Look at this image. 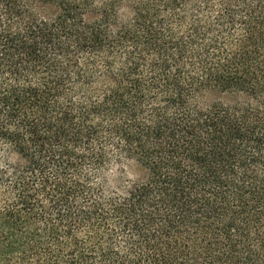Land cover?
I'll return each mask as SVG.
<instances>
[{
    "label": "trees",
    "instance_id": "trees-1",
    "mask_svg": "<svg viewBox=\"0 0 264 264\" xmlns=\"http://www.w3.org/2000/svg\"><path fill=\"white\" fill-rule=\"evenodd\" d=\"M0 264H264V0H0Z\"/></svg>",
    "mask_w": 264,
    "mask_h": 264
},
{
    "label": "rangeland",
    "instance_id": "rangeland-1",
    "mask_svg": "<svg viewBox=\"0 0 264 264\" xmlns=\"http://www.w3.org/2000/svg\"><path fill=\"white\" fill-rule=\"evenodd\" d=\"M138 170V166L136 164H133L128 168V172L131 176H135Z\"/></svg>",
    "mask_w": 264,
    "mask_h": 264
}]
</instances>
